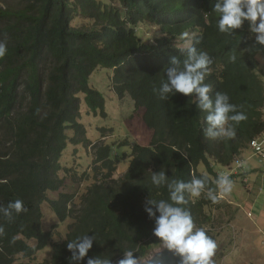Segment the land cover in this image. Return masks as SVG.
<instances>
[{"label": "trees", "instance_id": "obj_1", "mask_svg": "<svg viewBox=\"0 0 264 264\" xmlns=\"http://www.w3.org/2000/svg\"><path fill=\"white\" fill-rule=\"evenodd\" d=\"M215 2L24 0L16 8L0 6V40L7 34V53L0 59V204L21 199L28 209L13 213L11 222L0 214L5 230L0 236V264H27L17 256L32 258L51 242V233L41 229L40 205L47 191L58 190L56 198L48 199L50 209L59 221L70 217L72 222L64 238L51 243L50 259L36 264H70L67 243L86 234L95 235V240L80 264L96 256L116 264L127 250L139 259L150 256L148 252L163 242L153 235L155 222L145 202L151 198L171 203L167 185L151 182L158 171L169 181L208 177L201 196L186 193L189 203L179 206L189 210L196 228L214 240L212 218L206 212L213 202L206 198L207 190L218 191L215 181L221 171L229 172L232 181L244 175L232 173V165L247 149L264 158L250 147L252 139L264 136L262 70L247 54L248 46L256 47L255 38L245 40L250 33L247 21L232 34L221 33L219 14L212 10ZM77 15L89 24H71ZM138 23L158 27L160 36L152 43L142 42L134 30ZM185 32H196L192 37L202 39L195 46L213 60L204 80L212 86V99L217 91L226 93L237 112L247 116L238 125L229 121L234 139L205 137L207 112L196 106L195 97L176 93L162 100L153 92L166 80L170 58H185L180 52L185 47L173 42ZM98 67L112 69L110 89L117 99L128 94L134 111L141 108L142 121L151 130L149 143L116 142L130 149L128 166L118 177L114 172L120 158L112 145L103 140L91 145L79 121L81 94L89 112L104 117V97L88 82ZM67 143L90 144L93 155L91 181L77 207L71 204L73 194L61 191L65 177L60 172L71 174L59 162ZM262 147L264 155V143ZM200 164L204 172L197 170ZM29 239L35 245H29Z\"/></svg>", "mask_w": 264, "mask_h": 264}, {"label": "clouds", "instance_id": "obj_2", "mask_svg": "<svg viewBox=\"0 0 264 264\" xmlns=\"http://www.w3.org/2000/svg\"><path fill=\"white\" fill-rule=\"evenodd\" d=\"M212 10L219 14L217 27L221 33L232 34L235 30L241 29L247 21L250 33L255 36V43L264 46V0H216ZM182 38L194 42L180 49V52L185 54L183 60L177 56L170 58L166 69V80L161 81L159 88L153 87V92L162 100L176 93L195 97L196 106L207 112L208 126L204 129L205 137L234 139L235 128L229 121H234L238 125L247 119L246 114L237 112V106L229 102L230 98L226 93L217 91L215 99H212L210 96L212 86L205 84L204 80L213 60L207 52L198 50L195 46L201 42L202 38L191 37L187 32L182 33ZM6 40L7 34L3 40H0V59H3L7 53ZM235 59V55L230 57L233 62ZM230 113L234 114L229 115ZM222 172L215 181L218 191L208 189L206 192V198L214 204L219 203L233 190V181ZM151 182L157 187L166 184L171 201V203L165 200L156 201L151 198L146 200L145 211L155 222L153 235L163 242L164 248L180 257L179 264H214L216 242L206 234L203 228H196L189 210L179 206L189 203L186 193L191 197L199 198L206 188L208 177H193L189 182L176 179L169 181L164 171H158L153 172ZM27 211L21 199L10 201L6 206L0 204V214L9 222L13 220V213L19 215ZM3 235L5 230L0 225V236ZM94 240L95 235L86 234L69 241L67 249L71 252L70 264H80L92 248ZM12 242H15V237ZM87 264H113V261L96 256L88 257ZM116 264H140V260L134 256L133 250H127Z\"/></svg>", "mask_w": 264, "mask_h": 264}, {"label": "rangeland", "instance_id": "obj_3", "mask_svg": "<svg viewBox=\"0 0 264 264\" xmlns=\"http://www.w3.org/2000/svg\"><path fill=\"white\" fill-rule=\"evenodd\" d=\"M24 3V0H0L1 7H19ZM89 24L87 19L77 15L71 24L80 26ZM137 36L144 43H152L155 38L160 36L158 27L148 23H138L134 26ZM196 32L189 35L192 37ZM255 38L254 34H246L245 40ZM174 44L179 47H186L191 41L183 39L182 36L174 39ZM249 49V48H248ZM247 49V50H248ZM258 50L257 47H255ZM255 50V51H256ZM251 60L254 61V56L251 54V49L247 51ZM259 65V64H258ZM263 72V73H262ZM264 80V71H262ZM112 69L100 68L95 69L88 78L89 85L99 90L105 100L104 117L101 114L89 112L84 104L83 94L80 97V118L79 121L84 125L86 137L91 142V145L97 141H105L112 145L114 152L119 156L117 169L114 172V177L120 176L128 166L129 162V146L118 145L116 142L123 140L136 141L141 144L149 143L151 130L145 126L142 121L141 108L135 110V106L131 97L126 94L121 99H117L115 94L110 89V78ZM66 134L70 136L71 131L67 130ZM117 144V145H116ZM92 149L90 144L85 147L81 144L67 143L65 149L61 153L59 162L63 168H68L70 173L60 172L61 176L65 177L64 186L61 191L73 194L72 205L77 207L81 194L90 183L92 177L93 160ZM251 151L242 153L243 163H257V160L251 159L246 162V158ZM124 154L127 156L124 157ZM262 160L264 158H261ZM198 171L204 172V166L200 164ZM246 176V174H245ZM264 175H262L263 180ZM238 181H233V190L235 187L242 190V195L234 196V201L243 203L249 196L247 202V211L252 213L253 217L249 218L246 214L238 212L235 204L227 199H222L219 203H212L206 207V212L212 218V231L214 241L217 244V249L213 257L214 264H258V259L262 257L260 246L255 242V230L251 227L250 221L255 222V217L260 212H264V181L255 178L259 183L251 188V192H246L244 189H249L247 184L249 178L246 176V181L243 178H238ZM262 188L258 191L257 187ZM244 188V189H243ZM236 191V194L237 192ZM58 191H47L46 200L41 205V229L51 233V242L44 248L38 249L32 258H20L18 260L27 264H36L38 262L49 260L51 256V243L64 238L67 231V226L72 222V218L67 217L63 221H59L53 211L50 209L48 199L56 198ZM259 197V198H258ZM257 201L255 204L252 203ZM31 246L35 245L34 239L27 240ZM260 244V243H259ZM262 247V246H261ZM264 249V248H263ZM150 255V256H148ZM148 257L140 258V264H179L180 257L174 255L173 252L164 248L163 243L154 247L148 252ZM155 258V260H153Z\"/></svg>", "mask_w": 264, "mask_h": 264}, {"label": "crops", "instance_id": "obj_4", "mask_svg": "<svg viewBox=\"0 0 264 264\" xmlns=\"http://www.w3.org/2000/svg\"><path fill=\"white\" fill-rule=\"evenodd\" d=\"M256 47L258 48V50H256L254 47H252L253 45H250L247 47V49H251V54L254 56V63L259 64V68L264 71V46H261L257 43ZM248 49V50H249ZM247 50V51H248ZM256 50V51H255ZM264 138V136H263ZM247 151H251L250 149H247ZM242 157V155H241ZM251 159H255L257 160L258 164L255 163H246L244 164V176L241 177L243 178L244 181H246V176H248L249 178V183L247 184V187L249 189H244V191L246 192H251V188L255 187L254 185H258V181L255 179H260V183H261V178L262 175H264V159H260L257 156L253 155L252 152L249 153V155L246 158V162L248 160ZM246 174V176H245ZM264 181V177L263 180ZM262 188L261 185H259L257 187L258 191H260ZM236 191H238V188L235 187V190H232V192L230 194H228L227 196L224 197V199L230 200L232 201L236 208L238 209V212L246 217L245 212L247 213L248 211L246 210L247 207V202L249 201V196L247 197L246 201L243 203H237V201H234V196H237L238 194L241 196L242 195V190H239L236 194ZM259 198V197H258ZM255 199V201L252 203L255 204V202L257 201V199ZM250 213V212H248ZM249 218L253 217V209H252V213H250V216H248ZM247 218V217H246ZM255 222L254 221H250L251 227L254 228L256 234H255V242L258 246H260L261 252H262V257H260L258 259V264H264V212H260L258 215H256L255 217ZM260 243V244H259ZM262 246V247H261Z\"/></svg>", "mask_w": 264, "mask_h": 264}, {"label": "built area", "instance_id": "obj_5", "mask_svg": "<svg viewBox=\"0 0 264 264\" xmlns=\"http://www.w3.org/2000/svg\"><path fill=\"white\" fill-rule=\"evenodd\" d=\"M264 143V139L262 138H254L250 141V147L253 149V151L257 154H261L262 156H264L262 154V150H263V145ZM242 158L241 159H236L233 161V170L232 173L234 174H238V173H244V169L242 166ZM223 175H227L229 174V172H222ZM248 216H250V213H247Z\"/></svg>", "mask_w": 264, "mask_h": 264}, {"label": "bare ground", "instance_id": "obj_6", "mask_svg": "<svg viewBox=\"0 0 264 264\" xmlns=\"http://www.w3.org/2000/svg\"><path fill=\"white\" fill-rule=\"evenodd\" d=\"M228 175H229V174H228ZM243 176H244V175H243ZM243 176H242V177H243ZM229 177H230V176H229Z\"/></svg>", "mask_w": 264, "mask_h": 264}]
</instances>
